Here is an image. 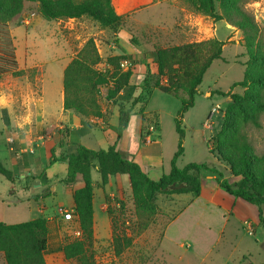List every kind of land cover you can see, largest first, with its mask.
<instances>
[{"label":"rangeland","instance_id":"1","mask_svg":"<svg viewBox=\"0 0 264 264\" xmlns=\"http://www.w3.org/2000/svg\"><path fill=\"white\" fill-rule=\"evenodd\" d=\"M134 1L112 0L116 13L122 18L118 27L114 29L102 27L94 20L86 17L48 20L41 13L38 3L24 1L23 10L19 14L7 24H0V49L5 48L14 51L19 66L23 69L19 76L8 74L0 77V82L4 85L1 90L7 92H9V88L16 90L19 96V106L28 110L25 97L21 96V92L23 88L30 92L39 87L38 97L32 96L33 93L31 92L33 101L30 108L34 113V119L38 120L40 111L44 109V125L55 123L58 116L57 106L59 105L60 91L63 89V68L70 58L76 56L88 39L94 38L99 53L103 57V63L99 65V70L105 71L107 69L105 64L107 44L115 34L120 35V44L123 47H129L131 46L130 42H136L137 44H134L140 47L143 58L147 60L146 53L153 51L151 48L152 36L149 35H152L154 31L148 26L154 24L159 28L162 25L163 27H170L175 21L177 11L170 6V3H164L149 10H142L144 6L142 4L136 5ZM136 1L142 3L140 0ZM184 4L187 5V12L189 10L192 15H196L200 20L213 23L209 30L210 35H214L226 45L223 48L222 58L215 60L206 71L199 87L195 106L181 120L184 131V154L178 160V166L183 168L190 163H205L210 167L223 170L226 165L210 148H212L211 138L221 130L224 111L230 103V99L217 92H228L235 83L244 79L245 67L241 63H245L248 58L243 46V33L225 21L216 22L213 18L196 12L193 3V8L184 0L179 3L181 7L185 6ZM245 9L253 15L264 37V0H250ZM199 31H197L200 34L198 39H206L207 30L204 29V26ZM193 39L195 37L188 40ZM113 42L117 46V41ZM160 46L163 45H157L155 48ZM130 65L132 72L134 71L136 76L138 75V77H134L133 81L139 79L143 83L144 76L139 75L140 69L141 73L143 72L148 78L151 77L152 81L153 76L154 80L156 79L157 73L153 72L149 64L141 65L137 60H133L130 61ZM148 71L151 72L150 75L147 74ZM1 87L2 85H0ZM233 92L242 93L243 90L237 87ZM127 93H131L130 89L127 90ZM106 94L107 88H101L99 103L102 108L111 103L106 101ZM144 97L145 101L142 107L149 115H156L160 124V130L155 134L153 133L152 139L156 143L163 142L165 154L171 152L179 138L176 131V119L181 103L174 96L153 87L144 90ZM213 109H219V112L211 118L213 124L211 130L206 127V124ZM3 118L0 111L1 157L5 156L4 151H8L6 135L3 131L7 126L14 127V123L7 125L6 122L8 121ZM248 134L256 151L263 154L264 120L261 129L251 128L248 130ZM207 177L210 176H203L202 180L206 182ZM227 178L231 183L238 181L229 173H227ZM25 184L24 180L19 181L15 177L8 180L0 174V196L5 202L17 201L21 203L27 199L33 208L45 207L46 213L43 216L57 217L59 215L58 209L61 208L64 219L69 197L63 195L61 191L52 196L44 197L42 193H36L34 188L26 189ZM15 190L16 193H12ZM240 201L248 209L240 211L249 219L241 223L239 216L238 219L232 218L222 238L217 241L215 236H210V230L207 231L211 222L203 218L206 215L203 213V206L206 204L202 201L192 202L190 198L171 201L168 196L158 195L155 199L158 207L157 212L154 216L148 217L141 216L136 211L131 190L125 192L123 198L119 196L108 197L111 227L108 213H103L97 208L93 238L91 242H86L84 254L73 260L63 259L60 264H264V225L259 222L256 207L243 200ZM26 203L25 201V205ZM7 206L6 203L0 202V215H2L0 218L5 223L19 224L26 222L29 218L31 219L26 207L20 205L18 207ZM186 207L187 212H184L173 227L174 231L179 234L176 236L177 238L184 237L183 233H185L189 241L184 242V248H180V242L176 240L162 241L166 224ZM34 216L35 218L43 217L37 213ZM197 220L201 221L200 228H197L195 224ZM212 222L221 226L222 218L220 216L213 217ZM113 225L115 226L113 227ZM49 228V231L51 230L49 233L50 247L53 246V248L81 240L83 237L75 217L60 222V235L58 237L55 235L57 230L52 226ZM115 233L118 236L131 238L132 241L131 246L119 256L115 253L113 243ZM194 236H198L200 239L193 241L192 237ZM182 255L183 259L180 260L179 257Z\"/></svg>","mask_w":264,"mask_h":264},{"label":"trees","instance_id":"2","mask_svg":"<svg viewBox=\"0 0 264 264\" xmlns=\"http://www.w3.org/2000/svg\"><path fill=\"white\" fill-rule=\"evenodd\" d=\"M38 3L41 13L48 20L90 18L102 27L114 29L122 18L112 5V0H0V24H7L23 10V2ZM195 11L225 21L243 33V46L247 61L244 79L235 83L230 91L217 93L230 99L223 116L221 130L211 138L212 148L226 167L220 170L209 165L190 163L180 168L178 160L184 154L182 119L195 106L199 87L206 71L215 60L222 58L225 42L211 38L200 42L157 48L154 63L157 67L153 81L144 75L140 87L142 94L134 103L145 101L144 90L149 87L174 96L181 103L176 119L179 135L177 151L170 171L158 180L151 179L133 159H128L119 149L123 131L127 128L130 112L120 110L119 125L111 127L117 134L116 142L105 150H91L79 145L77 152L64 157H53L68 165L67 175L62 183L72 188L81 176L84 186L74 191L73 210L77 218L82 239L56 248L49 244V221L45 218L6 224L0 222V252L6 264H60L61 260L80 258L86 242H91L94 230V186L91 172L97 168L101 185L109 183L117 175L128 176L131 193L139 215L154 216L158 195L192 194L199 197L203 176H212L219 187L235 199H241L255 206L258 219L264 225V153L259 154L248 134V130L261 129L264 120V37L252 14L245 6L250 0H185ZM257 1V0H254ZM94 38L86 41L64 70V108L83 117L101 118L104 115L99 103L101 88H107L106 101L116 103L121 92L127 93L123 100L131 99L136 86L130 85L131 69L123 71L120 64L126 55L109 56L105 59L107 69L99 70L103 63ZM12 73L19 76L18 61L14 51L0 49V76ZM148 75L151 72H147ZM152 76V75H151ZM237 87L242 93L233 92ZM154 128H159L157 117ZM210 143V141H209ZM227 173L238 179L231 183ZM0 174L12 180L13 175L0 163ZM109 218L110 212L108 210ZM112 224V222H111ZM115 225H113L114 227ZM115 232V231H114ZM115 253L121 255L132 244L131 238L113 237ZM50 262H49V259Z\"/></svg>","mask_w":264,"mask_h":264},{"label":"crops","instance_id":"3","mask_svg":"<svg viewBox=\"0 0 264 264\" xmlns=\"http://www.w3.org/2000/svg\"><path fill=\"white\" fill-rule=\"evenodd\" d=\"M140 2L142 3H137L136 0L134 1L136 5L140 6V4H142L144 6L142 10H149L164 3H170V6L174 7L177 11V16L174 19L175 21L170 27H163L162 25L159 28L154 24L148 26L154 31L152 32V35L149 33V36H152L151 48H153V51L146 53L147 60L143 58L142 51L139 46H136V42H130L131 46L129 47L121 46V37L118 34H115L107 44V57L126 55L129 61L137 60L141 65L149 64L153 72H157V67L154 63V53L157 49L155 46L163 45L159 48H165L216 38L214 35H210L211 32L209 31L213 23L211 24V22L209 23V21L203 19L200 20L196 15H192L189 10L187 12V5L184 4L185 6L183 7L179 5L181 0H140ZM184 2L187 3L185 0ZM202 26L207 30V37H205L206 39L200 40L198 39L200 34L197 33V31L200 32L199 30ZM192 37H195V39L188 40ZM113 41H117V46ZM175 41L177 42L174 44L173 42ZM180 41L183 42L180 43ZM72 59L73 58H70L67 64H65V67L63 68L64 70ZM138 69H140L139 66ZM21 70L23 69L20 68L18 62V71ZM140 70L139 75L144 76V73H141ZM2 76L4 75H1L0 77ZM135 76L136 74L134 72L130 80V85L136 86L133 92V97L130 100H123L127 93L121 92L116 99L115 104L111 102L103 108L104 115L101 118L83 117L72 110H65L64 89H62L59 96V105L57 106L58 116L56 117V122L48 125H44L43 123V118L45 117L44 109L40 111L38 120H35L34 113L30 108L31 102L33 101L31 98V92L33 93L32 96L38 97L39 87L37 90H31L30 92L23 88L21 96L25 97V103H27L28 108V110H25L18 104L19 96L17 95V91L14 89L12 90L11 88H9V92L1 90L4 85L0 82V85H2L0 88V111L4 117L3 119L6 118V121H8H5L7 125L9 123H14V127L7 126L4 131L2 130L6 135L8 151H4V157H1L0 154V163L12 173L13 179L15 177L16 179H19V181L24 180V182H26V189L30 190L31 188H34L36 189V193H42L44 197L49 195L52 196L53 194H57L58 191H61L63 195L69 197L68 206L65 209V212L70 210L74 213L73 195L75 190L84 186L82 178L81 176H78L77 183L72 188L65 186L62 181L67 175L68 165L63 161L52 162V159L53 157L59 158L75 154L79 145L85 146L91 150L108 149L116 142L117 134L111 129V127H117L119 125L120 110L123 109L124 111H129L131 116L128 126L123 131L122 138L119 142V149L123 152L126 158L133 159L138 163L142 170L151 179L158 180L162 175L169 173L171 160L177 151L179 138L176 140L175 148L166 154L163 142L156 143L154 139H152L154 134L160 130V124L158 121L159 128H154V118L156 115H149L142 107V102L137 104L133 102V99L139 97L143 92V89L139 86L141 81L139 79L133 81ZM136 77H138V75ZM140 106L141 108H139ZM37 109L38 107L35 110L37 111ZM91 175L94 186L93 209L95 222L97 208L103 213H108V197L119 196L123 198L124 193L130 191L131 188L128 176H113L110 178L107 185L102 186L101 177L97 172V168L92 170ZM201 184L202 189L199 197H194L192 194L172 195L168 197H170L171 201H180L184 198H190L192 202H204L206 205L203 206V213L206 215H204L203 218L207 219L208 222H211L207 231L210 230V236H215L218 241L222 238L227 226L231 223L232 218H237L239 216L241 223L249 219L248 216H245L240 211L248 209L243 203H241V199H235L221 189L212 176L207 177L206 182L202 180ZM17 185L20 186V184ZM12 193H16V190ZM36 193L34 192V194ZM25 201L27 202L26 205ZM25 201H23L24 203H18L17 201H13L12 203L5 202L2 196H0V202L2 204L6 203V205H11L13 207H18L19 205L26 207L29 211V216L31 217V219L29 218L26 222L39 218L47 219L49 221V227L52 226L57 230L55 235L58 237L60 235V222L64 220L63 213L61 212L62 209H58L59 215L57 217L43 216L46 213L45 207L33 208V205H31L29 200L26 199ZM184 212H187V207L183 208L176 217H173L166 224L161 238L162 241L176 240L180 242V248H184V242L189 241L186 238L187 235L183 233L184 237L177 238L176 236L179 234L174 231L173 227L174 223L182 217ZM35 213L42 215L43 217L38 216L35 218ZM216 216L222 218L221 226H217L212 222L213 217L216 218ZM0 217H2V215H0ZM74 217L78 224L75 214ZM0 222L4 221L0 218ZM200 222L201 221L199 220L195 222L197 228H200ZM214 226H216L215 229ZM52 231L54 230L52 229ZM49 233H51V230ZM192 239L194 241V239L200 238L194 236ZM179 258L182 260L183 255ZM0 264H6L4 254L1 252Z\"/></svg>","mask_w":264,"mask_h":264},{"label":"built area","instance_id":"4","mask_svg":"<svg viewBox=\"0 0 264 264\" xmlns=\"http://www.w3.org/2000/svg\"><path fill=\"white\" fill-rule=\"evenodd\" d=\"M120 67L123 71H127L130 69L131 65H130V61L128 59L126 60H123L120 64ZM217 112H219V109H213L212 112L210 113V118L207 120V124H206V127L209 128V129H213V124L211 122V118L212 116H214ZM62 212V211H61ZM74 216H73V212L72 211H67L65 212L64 214V220H71L73 219Z\"/></svg>","mask_w":264,"mask_h":264}]
</instances>
